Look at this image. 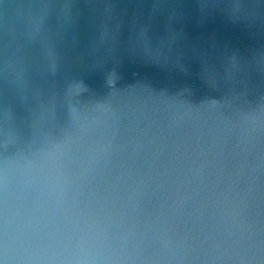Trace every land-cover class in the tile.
<instances>
[{
    "label": "water",
    "instance_id": "1",
    "mask_svg": "<svg viewBox=\"0 0 264 264\" xmlns=\"http://www.w3.org/2000/svg\"><path fill=\"white\" fill-rule=\"evenodd\" d=\"M29 245L264 264V0H0V264Z\"/></svg>",
    "mask_w": 264,
    "mask_h": 264
},
{
    "label": "clouds",
    "instance_id": "2",
    "mask_svg": "<svg viewBox=\"0 0 264 264\" xmlns=\"http://www.w3.org/2000/svg\"><path fill=\"white\" fill-rule=\"evenodd\" d=\"M46 252V247H33L31 245L23 247L20 253L21 264H40V259Z\"/></svg>",
    "mask_w": 264,
    "mask_h": 264
}]
</instances>
